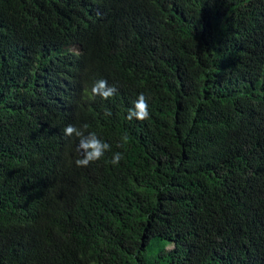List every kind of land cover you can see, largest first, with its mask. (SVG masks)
<instances>
[{"label":"trees","instance_id":"obj_1","mask_svg":"<svg viewBox=\"0 0 264 264\" xmlns=\"http://www.w3.org/2000/svg\"><path fill=\"white\" fill-rule=\"evenodd\" d=\"M0 264H264V0H0Z\"/></svg>","mask_w":264,"mask_h":264},{"label":"clouds","instance_id":"obj_2","mask_svg":"<svg viewBox=\"0 0 264 264\" xmlns=\"http://www.w3.org/2000/svg\"><path fill=\"white\" fill-rule=\"evenodd\" d=\"M117 91L114 85H108L105 79H100L94 82L91 88V94L93 96H100L107 100L115 94ZM105 116H110V110L105 111ZM150 117L148 97L143 92L138 93L135 100L132 101L131 107L127 110L126 118L128 120H147ZM88 125L84 124L82 128H78L73 124H68L63 129L65 136H75L78 138V144L76 151L80 154L79 158L75 160V164L78 167H87L90 163L100 160L105 152L111 151V145L97 136L95 132H88ZM127 140V137H124ZM122 154L114 153L110 163L112 165H118L122 159Z\"/></svg>","mask_w":264,"mask_h":264},{"label":"rangeland","instance_id":"obj_3","mask_svg":"<svg viewBox=\"0 0 264 264\" xmlns=\"http://www.w3.org/2000/svg\"><path fill=\"white\" fill-rule=\"evenodd\" d=\"M156 246V245H155ZM172 246V243H168L167 244V247H171Z\"/></svg>","mask_w":264,"mask_h":264}]
</instances>
